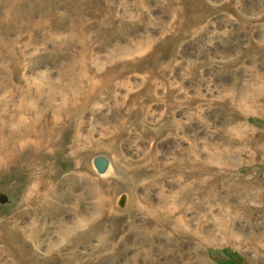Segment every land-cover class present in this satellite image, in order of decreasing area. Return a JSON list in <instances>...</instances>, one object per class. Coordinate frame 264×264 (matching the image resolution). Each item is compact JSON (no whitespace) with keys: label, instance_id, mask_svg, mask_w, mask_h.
Here are the masks:
<instances>
[{"label":"rangeland","instance_id":"obj_1","mask_svg":"<svg viewBox=\"0 0 264 264\" xmlns=\"http://www.w3.org/2000/svg\"><path fill=\"white\" fill-rule=\"evenodd\" d=\"M56 1L0 0V96L5 95L10 114L18 103L21 88L15 84L18 91L15 97L7 90L20 77L42 83L39 106L52 105L68 110L60 100V90L51 88L47 78L44 81L40 78L48 74L55 76L61 62L69 63L72 56L73 60L81 59V66L84 58L83 63L91 66L102 61L97 65L102 70L108 65L105 64L108 56L114 55V60L126 61L127 72L113 88L114 97H109L107 87L101 89L100 99L81 111L79 124L73 123L72 118L66 119L62 125L65 127L62 146L57 143L53 152L34 151L27 146L16 148L11 160L0 167V234L13 232L12 222L19 232L14 249L0 245L1 263L183 264L201 258L204 264H264V210H260L264 207V198L260 202L251 198L241 204V215L245 210H254L251 223L255 230L252 232L263 238L257 246L248 244L245 248L239 243L229 244L225 234L218 231L207 243L199 244L201 237L205 236L203 232L190 236L197 224L207 220L206 210L205 213L204 210L194 213L188 208L183 215V224L186 223L189 233H169L173 222L163 215L165 205L162 201V197H169L166 203L171 208L177 203L174 199L177 188L172 185L180 183L179 172L184 168L180 162L184 161L183 153L189 143H197L194 152L198 161L204 162L208 155L205 147L210 150L211 146L221 143L225 133L234 139L229 146L237 148L242 145L235 141L247 136V129H264V115L258 116L256 108L245 102L240 94L228 102L226 100L230 92L236 90L234 79L238 76L241 91L256 76L264 78L263 68L254 66L256 60L264 58V0H197L203 8L199 19L195 13L196 0H58V4ZM106 3L110 5L105 8ZM106 9L114 12L112 19ZM60 16L67 24L63 19L64 23L60 21ZM130 16L133 21L128 19ZM55 21L59 27L57 36L51 34V24ZM124 21L130 27L129 34L132 33L128 40L119 38L122 40L105 42L103 35L111 29L123 28ZM148 39L153 42L152 46ZM57 41L65 45L62 50L65 54L52 51L51 45ZM127 45L131 50L128 56L121 54L120 50ZM66 49L69 52L66 53ZM14 58L19 60L18 70L11 65ZM236 58H241L238 64ZM162 73H165L164 77L160 76ZM166 92L172 93L174 104L175 101L181 104L173 113V120L181 122L182 126L162 137L160 129L169 121L161 116L166 109ZM51 94H54L53 99ZM128 94L130 102H126ZM186 111L195 114L194 121L187 120ZM0 122V138L4 132L17 127L15 120ZM74 136L78 139L76 145ZM246 149L245 156L230 166L237 186L241 191L245 181L255 179L257 185L253 189L264 192V154L249 155L254 152L251 145ZM28 162L47 172L59 169L56 178L61 190L72 186L67 178L74 170L80 169L82 176L79 180L82 182L77 179L78 185L74 183L73 187H78L72 188L75 196L66 200L47 197V204L41 201L38 209L33 210L30 205L33 198L29 194V187L34 183L29 179L33 168ZM195 190L196 194L188 204L199 203L202 194L209 193L199 187ZM97 204L103 211L96 212ZM188 204L180 203V206L188 207ZM212 205L208 210L212 215L217 214L216 217H222L224 209L231 210L235 206L220 199ZM78 220H81L79 231L65 230ZM97 220L99 225L94 227L92 223ZM238 222L245 225L244 220ZM153 226L157 228L156 238L152 243L143 242L147 228ZM246 226L243 231L236 229L232 233L238 242H251ZM77 232L81 233V239L73 247V252L62 251ZM179 243L181 246L178 247ZM6 259H14V262Z\"/></svg>","mask_w":264,"mask_h":264},{"label":"bare ground","instance_id":"obj_2","mask_svg":"<svg viewBox=\"0 0 264 264\" xmlns=\"http://www.w3.org/2000/svg\"><path fill=\"white\" fill-rule=\"evenodd\" d=\"M107 2H108V0H107ZM80 3H81V1H80ZM55 4L56 3L54 2V5ZM57 4H58V2H57ZM106 5H110V4L106 3L105 4V8H106ZM67 6H69V5L67 4ZM143 6H145V5H143ZM98 7H99V5H98ZM52 9H53V7H52ZM68 9H69V7H68ZM85 9H86V7H85ZM202 9L203 8L199 5V2L197 1V6H196V9H195V13H196V16H198V19L201 18V14L203 12ZM65 10H67V9H65ZM80 11L81 10H79V12ZM106 11L109 12V13L107 12L106 14H108L109 17L111 16V19H112L113 15H111V14H113L114 12L111 13V11H109L107 9H106ZM77 13H78V9H77ZM47 15H49V13ZM77 15H78L79 18L81 17V15L80 16H79V14H77ZM141 16L139 18H141ZM56 17H58V15ZM126 17H128V16H126ZM132 17L128 18V19H131V21H133ZM53 18H55V17H53ZM124 18L125 17H123V20H124ZM139 18H138V20H139ZM61 19H63V21L65 22V19L61 18V16H60V21H62ZM104 19L106 20V17ZM109 20L110 19H108V21ZM141 20L142 19H140V21ZM58 21H59V19H58ZM63 21H62V23H64ZM79 21L80 20H78V22ZM106 21H104V22H106ZM73 23H74V20H73ZM123 23H124L123 24V28H120V27H122V26H120V27H118L120 29H118L117 31L114 30V29L113 30L111 29L108 33L103 35L104 36V41L105 42H107V41L111 42L113 39H115V42H116V39H119V38L127 39L128 35H131L132 33L129 34V30H128L129 26L127 27V23L128 22L124 21ZM59 24H61V23H59ZM51 25H52L51 34H53V35L55 34L56 35L57 30L59 29L58 23L55 21ZM73 25L71 27H73ZM77 26H78V24H77ZM46 27H47V25H46ZM132 27H133V24H132ZM132 27H131L130 32H132ZM61 28H60V30H61ZM86 28H87V26H86ZM65 29H63V30H65ZM49 30H50V28H49ZM75 30H74V32H75ZM66 31H67V29H66ZM71 31H73L72 28H71ZM79 33H81V32H79ZM60 37H62V35ZM69 38H70V35H69ZM69 38H67V41H68ZM84 38L85 37H84V34H83V39ZM60 39H62V38H60ZM72 39L74 40L76 38H72ZM79 39H77V40H79ZM86 39L83 40V41H86ZM33 40H34V38H33ZM149 40L150 39H148V41ZM105 42H104V44L107 45ZM149 43H150V45L153 44L152 41H149ZM31 44H32V42H31ZM31 44H30V46L33 45V44L32 45ZM108 44L110 45V43H108ZM50 45H51V42H50ZM51 46H52L51 48H52L53 52H55V53H57L59 55H62L64 53V52H62V50H63V48L65 46V45L63 46V43L61 44L58 41L57 42H53V44ZM32 47H31V49H32ZM74 47H76V46H74ZM51 48L49 47V49H51ZM67 48H69V46ZM71 48H73V47H71ZM138 48H140V47H138ZM29 49H30V47H29ZM45 49L47 51V48H45ZM120 50L122 52L121 54H125L127 56L130 55V53H131V50L129 49V46L126 47V48L122 47V49H120ZM66 51H67V49L65 50V52ZM72 51H74V50H72ZM249 51H251V50H249ZM67 52H69V51H67ZM144 52H146V51H144ZM263 52H264V50H263ZM37 53H38V51H37ZM41 53H42V51H41ZM49 53H51V52H49ZM108 54H110V53H108ZM118 54H119V52H118ZM63 56H65V55H63ZM113 56H108L107 62L105 63V64H108V65L105 68H102V70H101L100 66H97V65L102 64L103 63L102 61H101L102 63L100 62V64L98 62L97 63L95 62L97 64L96 66L95 65L91 66V65H87V64L83 63V62H85L84 61L85 58H84V60L82 62V66H81V59H74L73 60L72 58L74 56H72V58L70 57L71 61L69 60L70 61L69 63L64 64V62H61L59 68H57L59 70L57 71L55 76H51V75L48 74V75L40 78L43 81L45 80V78H47V83L50 85L51 88H53L55 90L56 89L60 90V92H61L60 100H62L63 104H65L63 107H66V109L69 108L66 111L64 110L65 108L54 107V106L52 107V105L49 106V107H46L44 104L43 105L45 107L43 105L39 106L40 105L39 102L42 100V98L40 99V97L42 95V86H43L42 83L40 82V80L38 82H35V81L27 80V79H25L23 77H20V78L16 79L15 82L12 84V86H10L8 88V90H7L9 92L10 96L15 97L14 95L17 94L15 92H18V91H16L17 88L15 86L19 85L20 87L18 89L21 88V92H20V97H19L18 103L15 105V103L13 102L15 107H14V109L12 111L14 113L12 112V114H10L11 111H9V109H7V101L5 100V95L2 94L0 96V121L6 123L8 121L12 122V120L13 121L15 120V122L17 124V127L15 129H13V130H8V132H6V133L4 131H2V132H4L5 135L0 138V167L5 165L6 163H8L11 160V158L13 156V150L16 149V148L22 149L24 146H27L28 148H30V149H32L34 151L48 150V152L49 151L53 152L55 147L58 144H59L58 146H62L63 145L62 142H63V140L65 138V136H64L65 127H62V125L66 122V119L68 117L72 118L73 123L77 122V124H79L78 119L81 117V113H82L81 111L84 110L86 107H88V105L91 104L92 102H94L95 100H99L100 99L99 94H100V91H101V89L103 87H107L108 88L109 97H114L113 88L119 82L118 79L123 77V76H125V74L127 72V67H126L127 63H126L125 60L121 61V62H118V60H114ZM14 57H16V56H14ZM120 58H121V56H120ZM240 59L241 58L237 59V61H236L237 64L240 62ZM9 61H10V58H9L8 62ZM90 64H92V63H90ZM11 65H12L13 69L15 68V69L18 70L20 68V63H19V60L17 58L13 59V62L11 63ZM254 66H255V68H260L261 67L264 70V58L261 59V60L260 59L256 60ZM81 67H82L83 72H81ZM238 71H237V73H238ZM240 71H242V69H240ZM237 73H236V75L240 74V73L239 74H237ZM164 74L165 73H162L160 76H163ZM7 75H5V76H7ZM238 78H240V77L238 76L236 79H234V81L236 80L235 81V86H234L236 88V90L230 92L229 98L226 99L227 102H228V100H232V99L236 98L237 95L240 94L241 98L245 102L250 104V106H254L256 108V112H257L258 116L264 115V78L256 76V78L253 80V82H251L250 85H248L246 87V89L243 90V91H241L242 88H240V82L238 81ZM32 87H33L34 91L32 90ZM43 92H44V90H43ZM53 97H54V94H51L50 98L53 99ZM126 97H127L126 102H130V100H128V99H130V94H128V96L126 95ZM166 98H167L166 109L163 112V114H161V116L162 117H166V119L169 120L170 122L168 121L167 125L161 127L159 135L162 136V137L163 136L165 137L167 134L175 132L176 130H178L182 126L181 122L173 120V115H174L173 113L175 112V110H177V108L181 107V104L177 103L176 101H175V104L173 103V101H172V93L171 92H168V93L166 92ZM12 99H14V98H12ZM39 99H40V101H39ZM223 101H221V102H223ZM189 109H188V111H189ZM244 115H246V114H244ZM186 117H187V120H193V119H195V114L194 113H188L186 111ZM16 124H15V126H16ZM0 126H2L1 122H0ZM75 128H77V127H75ZM256 130H257V132H256ZM247 132H248L247 136H245V137L243 136L241 140H238V142L235 141V143H237L238 145L239 144L242 145V146L239 145L237 148H233L232 146H229V145H231L232 142H234L233 141L234 139L228 133H225L222 136L221 143L215 144V145H213L211 147L209 146L210 150H209V148L205 147V149H208L207 150V154L208 155L205 158L204 162H199L197 157H196V154L194 152L195 151V146H196L197 143L196 142L194 143L193 141L191 143H189L188 147L186 148L185 153H183L184 157H185V158H183L184 161L180 162V166L182 168L184 167L183 169H180L181 171L179 172L180 173L179 174L180 183H178V184L173 183V185H172V186L177 188V190L175 192V196H174V199H175V201L177 203L174 205V207L171 208L166 203L169 200V197H162L163 205H165L164 206L163 215L166 216V218L169 221L173 222V225L170 227V232L169 233H173V235L174 234H180V235L182 234L183 235V234H188L189 233L186 230V228H185L186 227L185 226L186 223L183 224L184 223L183 222V215L188 211V208H189L194 213L196 212V210H201V211L204 210V211H202L204 213H205V210L207 211L206 212V219L207 220L204 221V223H202L200 225L197 224L196 229L193 232H191L192 234L190 233V236H192V235L194 236V234L197 233V232L205 233V236H202L201 239L199 240V244L204 243V242L207 243V241L210 239V236L213 235L215 233V231H218L219 233L221 232V233L225 234L226 239H227L229 244H238L239 243L244 248H245V246L247 247L248 244L252 245V246H257V243H261L263 241V238L261 236H257V235H255L252 232L253 230H255L254 224L251 223V214H252V212L254 210L253 209L245 210V213L242 211V213H244V214L241 215V209H243L241 204L243 203V201L245 202V201H247V200H249L251 198L255 202H260L264 198V192L256 191V190L253 189L254 186L257 185L255 179L245 181L246 184H245L244 188H242V190L240 191L239 187L237 186V183H236L234 170H232L231 167H230L232 164L237 162V160L240 159L242 156H245V154L248 152L247 149H246V147L248 145H251V146L254 147V152H251L249 155L253 154V156L254 155L258 156V155L264 154V129H261V130L260 129H247ZM0 134H2V133L0 132ZM12 138H15V139L12 140ZM14 140H16V141L14 142ZM73 143H74V145L78 144L77 136H74ZM74 150H75V148H74ZM28 163L30 164V167L33 168L32 171H30V173H29V176H30L29 179L34 182L29 187V189H30L29 194L33 198V201L30 203V205L32 206L33 210H37L38 209V204L41 203V201H45V203H46L47 197H50V198L52 197V198H57V199H65L66 200V199H68V198H70L71 196L74 195L73 193L75 191L73 192V190L76 189L78 186L76 187V185H75L76 188H74L73 185H74V183H77L76 180L77 179L79 180V178H81V176H82L80 169H76L75 168L76 170H74L69 175L68 178L66 177L67 180L70 182V184L72 186L71 187L69 186L70 187L69 189L64 187L67 190H61V188L58 187V181H57V178H56L57 174L60 172L59 169L56 168V169H54L52 171H48L47 172L45 170H40V168H36L34 163H31V162H28ZM159 174L161 175L162 173H159ZM64 178H65V176H64ZM162 179H163V177L161 179H158V182H161ZM263 179H264V177H263ZM64 180H66V179H64ZM231 180H234V181L231 182ZM68 181H66V182H68ZM80 182H82V181H80ZM70 184H67V185H70ZM77 185H78V183H77ZM198 187L201 188V189L202 188L205 189L209 193L206 194L204 192L202 194V196H201V199H200L199 203L195 202V203H192V204H188L189 202H191L192 196L196 194V192H195L196 190L195 189L198 188ZM72 188H74V189L72 190ZM62 189H63V187H62ZM76 196H78V194H76ZM146 198H147V196L145 197V199ZM217 199H220V201H222L223 203L232 202V203H234L235 206L231 210L228 209V208L224 209L222 217H216L217 214H216V216L214 215L215 213L212 215L211 211L208 210V209L212 208V206H213L212 203L216 202ZM52 201L54 202V200H52ZM57 201L58 200H56V202ZM68 202H70V201H68ZM61 203H63V202H61ZM180 203H182V204L185 203V204H188L189 206L188 207H185V206L181 207ZM49 204H51V203H49ZM58 204H60V202ZM207 204L210 207L207 206ZM55 205H57V204H55ZM51 206L53 207V205H51ZM52 207L50 209H52ZM63 207L64 206L62 205V208ZM58 208H59V206H58ZM45 209H44V211H46ZM54 209L55 208H53V210ZM58 210H60V209H58ZM219 210H218V207H217V211L218 212H219ZM260 210L263 211L264 207L262 209H260ZM52 211L50 210V212H52ZM101 211H103V209L100 206H98V204H97L96 212H101ZM212 212H213V210H212ZM44 213L47 214V212H44ZM52 213H54V212H52ZM204 218H205V215H204ZM260 218H261V216H260ZM263 219H264V217H263ZM243 220H244V224L248 225V226H246V228L248 230V234L250 232L249 239H250L251 242H242V241L238 242L236 240L237 237L232 235V233H234V231H236V229H238L239 231H243L245 225L243 226V225L238 224L239 223L238 221H243ZM92 224L95 227L96 225H99V221L98 220L94 221ZM92 224H90V225H92ZM72 225L73 226H71V227L68 226L67 228H65V230H70L71 231V229H75L73 232H76V229L78 227H81V220H78L77 222H74ZM12 226H13V230H14L13 232L12 231H8L6 234H5V232L0 234V245H4L5 248L14 249L15 244H17L15 239L19 235V232H18L17 228H15L16 226H15L14 222H12ZM90 227H89V229H90ZM156 231H157V228L154 227V226L150 227V228H147V232L142 237V241L143 242H147V243H152V241L156 238ZM69 233H71V232H69ZM69 233H68V236H69ZM175 237L177 238V236H175ZM80 239H81V233L79 232V234H78V232H77V234H75L72 237H70V239H69V243L70 244L65 246V247H63L62 251H64L67 254L73 252V249H74L73 247L77 244V242ZM177 242H178V240H177ZM179 246H181V243L178 244V247ZM189 250H191V248ZM186 253H188V252H186ZM206 259H208V258H206ZM6 260H9V262H14V259H6ZM9 262L5 261V263H9ZM0 264H3V263H1V261H0ZM183 264H204V263H203V259L199 258V259L195 260V258H194V261H191L190 263H183Z\"/></svg>","mask_w":264,"mask_h":264}]
</instances>
